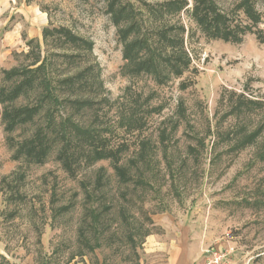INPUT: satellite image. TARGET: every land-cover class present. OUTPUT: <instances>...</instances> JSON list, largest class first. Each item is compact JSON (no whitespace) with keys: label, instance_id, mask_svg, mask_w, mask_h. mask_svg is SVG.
Here are the masks:
<instances>
[{"label":"rangeland","instance_id":"rangeland-1","mask_svg":"<svg viewBox=\"0 0 264 264\" xmlns=\"http://www.w3.org/2000/svg\"><path fill=\"white\" fill-rule=\"evenodd\" d=\"M169 1L12 3L28 14L40 12L46 24L38 40H24L23 31V45L2 49L0 90L13 91L25 76L9 73L43 64L33 92L14 102L31 108L44 96L42 78L55 96L66 98L61 81L91 70L88 85L70 99L92 103L73 121L96 138L97 147L118 155L92 165L79 162L72 174L57 159L63 144L41 162L20 156L18 149L34 135L51 139L52 110L54 125L71 112L66 103L56 107L48 100L7 131L0 104V264H203L204 250L214 246L225 248L230 264H264V130L244 149L232 141L264 120V44L252 33L264 31V9L258 24L241 15L230 19V29L244 33L238 32L241 42L235 44L201 34L190 16L192 0L178 14L148 12V6L156 10ZM232 2L223 0L222 9ZM9 14L0 17V39L11 28L12 22L4 25ZM11 18L28 26L19 12ZM133 18L142 28L130 39L183 25L189 71L164 86L145 75H125L121 36ZM182 82L188 84L184 90ZM241 97L263 108L238 118L231 108ZM131 109L139 110L138 130L126 126ZM114 166L126 168L127 182Z\"/></svg>","mask_w":264,"mask_h":264},{"label":"trees","instance_id":"trees-1","mask_svg":"<svg viewBox=\"0 0 264 264\" xmlns=\"http://www.w3.org/2000/svg\"><path fill=\"white\" fill-rule=\"evenodd\" d=\"M29 1V0H26ZM226 1V0H225ZM233 1L230 4V9L224 11L222 9L223 0H192V7L190 16L200 30L201 34L207 39L222 40L224 42H234L240 44L241 35L244 34L241 28L239 30H231L229 23L231 18H247L253 24H258L263 18L262 9H264V0H230ZM187 7L186 0H173L166 3L158 4L156 10H153L151 6H148V12L150 15L178 14L181 10ZM156 19V18H154ZM138 20L133 18L131 24L127 28V31L122 33V41L124 45L123 59L125 65L122 71L125 75L130 77H141L145 75L150 77L152 81L158 86H164L172 78H180L184 73L188 72L191 65V54L185 48L184 38L185 28L180 26L179 28H171L168 24L162 26L164 29L158 28L154 33L141 36L135 35L132 39L128 38L131 32H139L142 28ZM236 25V24H235ZM255 27V26H254ZM177 30V32L169 33L167 30ZM246 30V29H245ZM249 32L250 30L247 29ZM252 32L254 33L257 41L264 44V31ZM238 32L240 38H237ZM179 34L180 38L173 39V35ZM146 57V59L144 58ZM43 64L34 70H29L24 74L22 72L13 71L9 73V76L25 75L23 80L14 86L13 91L5 92L0 90V104L3 105L2 118L6 125L7 131H12L19 123H25L26 118L30 117L31 113L38 108H41L43 103L48 101L56 107L64 106L66 103V109L68 108L71 115L63 119L59 125H54L53 110L48 118L47 132L52 133V137L47 138L46 134H36L31 139L24 142L18 149V155L25 158L34 159L36 162H41L52 151L53 147L63 144V148L57 150V159L61 162L63 169L72 174L75 165L84 163L92 165L97 161L111 159L117 157V151L112 153L109 150L97 147L95 144L96 138L90 133L83 131L79 128L77 123L73 121V117L79 114L83 109L92 103L91 101H75L71 100L72 95L75 94L77 87H81L83 84L89 83V79L92 74L91 70H86L81 75H74L61 81V86L66 88V98H59L53 93L48 80L42 78L39 82L44 91V96L37 102L36 106L31 108L14 107V102L23 93L26 95L29 91L34 90V83L37 73L41 70ZM97 80V77L95 78ZM96 83V82H95ZM190 83V82H188ZM88 85V84H87ZM180 89L184 90L188 87L187 82H182L179 85ZM71 98V99H70ZM39 99V98H38ZM235 104L231 108V113L235 114L238 118H249L257 111L263 108V104L260 101L253 99L239 98L234 102ZM178 109L184 113V105L182 101H179ZM136 106H133L135 108ZM129 117L124 118L127 122L126 126L132 129H139L141 127V119L138 116V111L135 112L131 109ZM183 115V114H182ZM262 130H264V120L258 127L252 131H248L247 127L244 129L241 135H234L232 141L235 140L237 149H244L248 145H253L258 142V139L262 136ZM240 139H238V137ZM262 150V151H261ZM259 153L260 161H264V147H262ZM141 153V151H139ZM139 153V154H140ZM115 173L125 182L128 181L129 173L124 167L114 166ZM139 174L140 171L137 169ZM143 174L140 175L138 180H141ZM97 185L101 183L100 176L97 180ZM87 198H90L88 195Z\"/></svg>","mask_w":264,"mask_h":264},{"label":"crops","instance_id":"crops-1","mask_svg":"<svg viewBox=\"0 0 264 264\" xmlns=\"http://www.w3.org/2000/svg\"><path fill=\"white\" fill-rule=\"evenodd\" d=\"M12 3H16V0H0V17L5 12L9 11L10 13L9 17L4 19V25H6L7 22H12L11 28L8 31H5L2 35V38L0 39V54L2 52V49H4L5 52L7 50L19 48L21 44L23 45L24 43V41L22 40L23 31L24 34L26 35V38L24 40L26 41L33 39L38 40L46 24L45 22L46 17H44L40 12L28 14V12L27 11L25 12V10L15 9L12 6ZM18 12L23 15L24 17L23 20L28 25L26 28L23 27L22 20L18 21L19 18H15L14 20L11 18L13 17V15H15ZM39 25H41V29H39L38 27ZM214 247H218L225 250V248H222L221 246H214Z\"/></svg>","mask_w":264,"mask_h":264},{"label":"built area","instance_id":"built-area-1","mask_svg":"<svg viewBox=\"0 0 264 264\" xmlns=\"http://www.w3.org/2000/svg\"><path fill=\"white\" fill-rule=\"evenodd\" d=\"M203 264H230L228 253L218 247H210L204 251Z\"/></svg>","mask_w":264,"mask_h":264}]
</instances>
